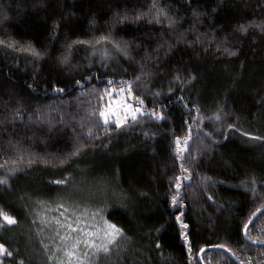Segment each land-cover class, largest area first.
<instances>
[{
  "label": "trees",
  "instance_id": "1",
  "mask_svg": "<svg viewBox=\"0 0 264 264\" xmlns=\"http://www.w3.org/2000/svg\"><path fill=\"white\" fill-rule=\"evenodd\" d=\"M263 207L264 0H0V264H264Z\"/></svg>",
  "mask_w": 264,
  "mask_h": 264
},
{
  "label": "rangeland",
  "instance_id": "2",
  "mask_svg": "<svg viewBox=\"0 0 264 264\" xmlns=\"http://www.w3.org/2000/svg\"><path fill=\"white\" fill-rule=\"evenodd\" d=\"M121 89H123V91H120ZM111 93V97L107 94L108 103L103 110L106 114L107 122L116 123L117 121H121L120 125H123L129 119H132L133 112H135V117L144 113L143 106L137 104L136 101L132 99L131 95L126 92L125 88H120L119 90L112 89ZM136 109H140V111H136ZM103 118L105 120V117ZM95 236H97V234H95Z\"/></svg>",
  "mask_w": 264,
  "mask_h": 264
},
{
  "label": "snow or ice",
  "instance_id": "3",
  "mask_svg": "<svg viewBox=\"0 0 264 264\" xmlns=\"http://www.w3.org/2000/svg\"><path fill=\"white\" fill-rule=\"evenodd\" d=\"M161 11H162V10H161ZM163 14H164V15H167V13H163ZM126 18H127V17H122L121 19H126ZM169 23L172 24V23H174V21H173L171 18H169ZM101 39H105V38L102 37ZM31 51H32V54H33L34 56H37V57H38V56L42 55V53H40V52H38V51H36V50H34V49L31 50ZM66 59H67V58L65 57L64 60L66 61ZM62 62H63V61H62ZM109 84H111V81H109ZM58 90L62 91V89H58ZM120 91H123V89H121ZM108 94H109V96L111 97L112 93L109 92ZM137 99H138V98H137ZM136 111H140V109H136ZM100 115H101L102 117H105V123H107L106 114H105L104 112H101ZM153 115H156L157 118H162L161 116L157 115L155 112L153 113ZM132 119H135V112L132 113ZM217 119H219V117H217ZM116 123H117V126H119L120 123H121V121H117ZM177 144H179V139H178V138H177ZM177 186H179V185H177ZM172 199H173V203H175V199H176V198L173 197ZM4 219L8 220L9 223L14 222L13 218H11V217H7V216H5ZM108 227L111 228L112 230H114L115 232H118V231H119V229H117V228H116V225H114V224H110ZM244 227H245V229H247V224H245ZM220 247H224V246H223V245H220ZM2 248H3V245H0V249H2ZM107 250H108L107 248L104 249V251H107ZM200 251L203 252L204 249H200ZM229 251H231V249H229Z\"/></svg>",
  "mask_w": 264,
  "mask_h": 264
},
{
  "label": "water",
  "instance_id": "4",
  "mask_svg": "<svg viewBox=\"0 0 264 264\" xmlns=\"http://www.w3.org/2000/svg\"><path fill=\"white\" fill-rule=\"evenodd\" d=\"M264 211V207L263 208H261L256 214H255V216L250 220V222H249V224L247 225V229H248V227L251 225V223L255 220V218L258 216V215H260L262 212ZM247 229H245L244 230V237L247 239ZM252 244H254V245H259V243H257V242H251Z\"/></svg>",
  "mask_w": 264,
  "mask_h": 264
}]
</instances>
